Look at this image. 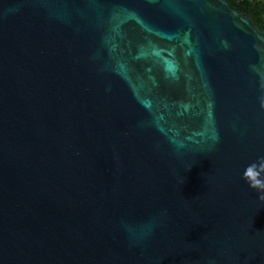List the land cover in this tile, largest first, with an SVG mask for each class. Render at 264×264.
Segmentation results:
<instances>
[{
    "label": "water",
    "instance_id": "1",
    "mask_svg": "<svg viewBox=\"0 0 264 264\" xmlns=\"http://www.w3.org/2000/svg\"><path fill=\"white\" fill-rule=\"evenodd\" d=\"M0 264H264L254 17L0 0Z\"/></svg>",
    "mask_w": 264,
    "mask_h": 264
},
{
    "label": "trees",
    "instance_id": "2",
    "mask_svg": "<svg viewBox=\"0 0 264 264\" xmlns=\"http://www.w3.org/2000/svg\"><path fill=\"white\" fill-rule=\"evenodd\" d=\"M240 12L254 17L256 23L264 29V0H227Z\"/></svg>",
    "mask_w": 264,
    "mask_h": 264
},
{
    "label": "clouds",
    "instance_id": "3",
    "mask_svg": "<svg viewBox=\"0 0 264 264\" xmlns=\"http://www.w3.org/2000/svg\"><path fill=\"white\" fill-rule=\"evenodd\" d=\"M149 233L145 232L144 235L147 236ZM133 242H135V239L133 238Z\"/></svg>",
    "mask_w": 264,
    "mask_h": 264
}]
</instances>
